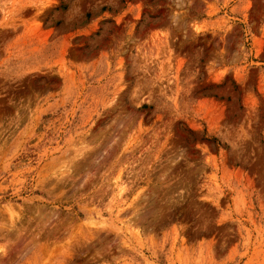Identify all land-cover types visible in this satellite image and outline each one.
Here are the masks:
<instances>
[{
    "label": "rangeland",
    "instance_id": "rangeland-1",
    "mask_svg": "<svg viewBox=\"0 0 264 264\" xmlns=\"http://www.w3.org/2000/svg\"><path fill=\"white\" fill-rule=\"evenodd\" d=\"M0 264H264V0H0Z\"/></svg>",
    "mask_w": 264,
    "mask_h": 264
}]
</instances>
